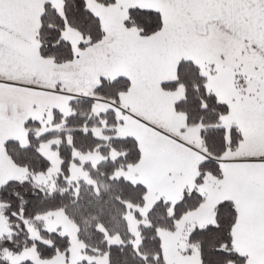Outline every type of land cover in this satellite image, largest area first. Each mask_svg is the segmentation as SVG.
Masks as SVG:
<instances>
[{
    "label": "snow or ice",
    "instance_id": "obj_1",
    "mask_svg": "<svg viewBox=\"0 0 264 264\" xmlns=\"http://www.w3.org/2000/svg\"><path fill=\"white\" fill-rule=\"evenodd\" d=\"M0 264H264V0H0Z\"/></svg>",
    "mask_w": 264,
    "mask_h": 264
},
{
    "label": "trees",
    "instance_id": "obj_2",
    "mask_svg": "<svg viewBox=\"0 0 264 264\" xmlns=\"http://www.w3.org/2000/svg\"><path fill=\"white\" fill-rule=\"evenodd\" d=\"M117 259H123V257L119 254H117Z\"/></svg>",
    "mask_w": 264,
    "mask_h": 264
}]
</instances>
